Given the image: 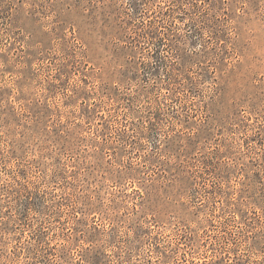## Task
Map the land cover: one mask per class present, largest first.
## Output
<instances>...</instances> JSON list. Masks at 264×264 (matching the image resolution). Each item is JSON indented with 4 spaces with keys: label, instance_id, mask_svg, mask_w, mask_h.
<instances>
[{
    "label": "rangeland",
    "instance_id": "obj_1",
    "mask_svg": "<svg viewBox=\"0 0 264 264\" xmlns=\"http://www.w3.org/2000/svg\"><path fill=\"white\" fill-rule=\"evenodd\" d=\"M0 264H264V0H0Z\"/></svg>",
    "mask_w": 264,
    "mask_h": 264
}]
</instances>
